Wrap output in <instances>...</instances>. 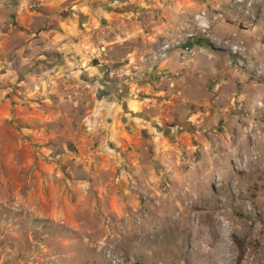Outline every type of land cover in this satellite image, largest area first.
Segmentation results:
<instances>
[{"label": "rangeland", "instance_id": "374dc122", "mask_svg": "<svg viewBox=\"0 0 264 264\" xmlns=\"http://www.w3.org/2000/svg\"><path fill=\"white\" fill-rule=\"evenodd\" d=\"M85 1L0 0V264H264V0H99L81 69Z\"/></svg>", "mask_w": 264, "mask_h": 264}, {"label": "crops", "instance_id": "0c3cea01", "mask_svg": "<svg viewBox=\"0 0 264 264\" xmlns=\"http://www.w3.org/2000/svg\"><path fill=\"white\" fill-rule=\"evenodd\" d=\"M73 9L78 10L79 18L70 19V23L66 22L63 24L64 32L62 33L64 35L65 41L64 42V48L72 54L71 57H74L78 64H81L80 68H83L84 65V53L88 49L94 50L93 44H91L89 38L91 34H87L88 31L91 29L92 26H95L96 23L108 21L112 22L116 18V12L107 9L106 6L101 4V1L99 0H87L85 3H73ZM80 25L83 27V29L80 27ZM61 38V37H60ZM69 40H73L74 42L70 43ZM104 42V38L103 41ZM104 44H108V42H104ZM93 54L91 52H87V54ZM101 55V51L96 55ZM81 74V73H80ZM87 73L82 74V79H86ZM96 82L97 80L92 78L90 81ZM89 81V80H87ZM91 83V82H90ZM21 106L18 105V109H20ZM22 117L23 119H26L27 121L30 119L29 116V108H23ZM20 113V112H18ZM27 113V114H26ZM19 118V117H18ZM3 122V121H2Z\"/></svg>", "mask_w": 264, "mask_h": 264}, {"label": "flooded vegetation", "instance_id": "af4514ba", "mask_svg": "<svg viewBox=\"0 0 264 264\" xmlns=\"http://www.w3.org/2000/svg\"><path fill=\"white\" fill-rule=\"evenodd\" d=\"M101 85L103 86L104 90H105V93L113 98V99H118L119 101L122 100V96L121 95H118L119 92L121 93L122 92V89L120 87V85L118 83H116L115 81H111V80H108V78H105V80L101 81Z\"/></svg>", "mask_w": 264, "mask_h": 264}, {"label": "bare ground", "instance_id": "6f19581e", "mask_svg": "<svg viewBox=\"0 0 264 264\" xmlns=\"http://www.w3.org/2000/svg\"><path fill=\"white\" fill-rule=\"evenodd\" d=\"M215 225H216V224H215ZM218 225H219V224H218ZM218 225H217V226H218ZM218 227H219V226H218ZM218 229H219V228H218ZM215 235L220 236V235H219V232L217 231V229H215Z\"/></svg>", "mask_w": 264, "mask_h": 264}, {"label": "water", "instance_id": "95a60500", "mask_svg": "<svg viewBox=\"0 0 264 264\" xmlns=\"http://www.w3.org/2000/svg\"><path fill=\"white\" fill-rule=\"evenodd\" d=\"M156 125V124H155ZM155 127H158V129H161L158 125H156Z\"/></svg>", "mask_w": 264, "mask_h": 264}, {"label": "built area", "instance_id": "2783aa9c", "mask_svg": "<svg viewBox=\"0 0 264 264\" xmlns=\"http://www.w3.org/2000/svg\"><path fill=\"white\" fill-rule=\"evenodd\" d=\"M114 3H117V0H113Z\"/></svg>", "mask_w": 264, "mask_h": 264}]
</instances>
